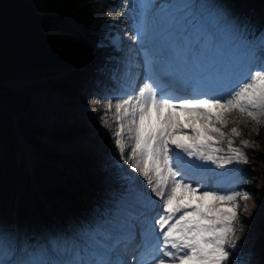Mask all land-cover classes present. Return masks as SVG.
Returning <instances> with one entry per match:
<instances>
[{"label": "snow or ice", "instance_id": "1", "mask_svg": "<svg viewBox=\"0 0 264 264\" xmlns=\"http://www.w3.org/2000/svg\"><path fill=\"white\" fill-rule=\"evenodd\" d=\"M129 6L110 9L111 19ZM131 6L139 9L134 46L113 71L121 90L89 100L93 111L105 102L101 123L147 189L125 170L123 183L110 182L76 213L62 209L85 179L88 110L64 107L71 83L62 73L10 51L0 16V264H128L129 253L134 264H264V220L245 247V232L253 234L241 214L253 215V194L207 186L225 175L247 182L226 165L247 164L244 149L255 147L235 146L239 126L257 134L264 126V0L259 11L251 0ZM229 117L237 126L225 131ZM184 193L194 202H182Z\"/></svg>", "mask_w": 264, "mask_h": 264}, {"label": "trees", "instance_id": "2", "mask_svg": "<svg viewBox=\"0 0 264 264\" xmlns=\"http://www.w3.org/2000/svg\"><path fill=\"white\" fill-rule=\"evenodd\" d=\"M111 0H0V16L7 20L10 51L22 49L34 64L48 67L62 73L70 81L71 88L65 94L63 102L79 105L90 79H97L101 68L110 64V56L117 54L105 34L114 31L117 12L110 11ZM258 8L261 0H251ZM104 41L99 45L94 38ZM92 61L88 66L78 68L79 64ZM242 136L254 142L255 147L247 153L249 162L244 174H264V138L259 127L258 134L251 131V125L239 126ZM90 131L85 129L83 135ZM241 136V137H242ZM240 138V137H239ZM79 166L85 179L74 202L66 205L62 211L76 213L95 202L110 182H118L115 174L114 159L104 160L84 155ZM264 198V195H263ZM264 209V201L262 202ZM263 218L241 215L250 232H245L247 242L258 236ZM231 251V250H230ZM259 260V253L253 257Z\"/></svg>", "mask_w": 264, "mask_h": 264}, {"label": "rangeland", "instance_id": "3", "mask_svg": "<svg viewBox=\"0 0 264 264\" xmlns=\"http://www.w3.org/2000/svg\"><path fill=\"white\" fill-rule=\"evenodd\" d=\"M135 1V0H134ZM123 2V0L118 1V6ZM129 7L126 8L121 15V22L118 19L117 20V30H115V33L111 35V37L107 38L109 41H111L115 46L119 47L122 51L121 58L119 59V64L121 60L124 58L125 53L127 52V49L129 46H134V42L132 40V36L135 32V21L138 9L136 10L135 7H132L131 5H134L133 0H129ZM136 5L137 2H136ZM114 71V70H113ZM113 71L111 69H107L104 72V82L101 83H91V86H89L88 91L85 92L83 100L80 105L75 106L72 104H69L67 102H63L64 107L72 113L78 114L80 112L81 106L86 108L88 110L89 117L91 118V125L94 126V130H92L89 134H87L85 137L87 138L88 143V152L85 155H89L91 157H97L99 159L104 160L106 157L112 158L113 156L117 159L119 164V171L122 173L126 170L128 174L131 176H134L136 180L143 185L145 189H147L146 183L143 181V178L138 175V173H135L131 170L130 166L125 162V160L120 159V153L117 150L116 153L113 152V145L114 142L112 140L111 134L109 133L108 129L101 123V115L104 111L105 102L103 99H100L98 103L96 104V108L98 111L92 110V105L90 104L89 97H91L94 94L100 93L103 95V93L106 91L105 88L107 87L106 80H113ZM98 88H103V90H97ZM121 90V89H119ZM115 114V110L113 109L112 112L109 114V122L111 123V116ZM184 113H180V117L183 116ZM155 119V113H153V120ZM229 120L231 123L224 129L225 131H229L232 126H235L234 118L229 117ZM98 130V131H95ZM103 134V135H101ZM261 135L264 138V128L261 130ZM242 147V145L240 146ZM248 148H245L246 150ZM127 151V149H126ZM215 167V165H214ZM243 164H234L232 168H239L242 169ZM218 173H225L226 169H218ZM249 179H247L246 183H238L236 182L235 177H231L228 180L224 181L222 184L217 185L213 184L212 181L207 182L208 188H219L221 192L224 191V188L226 187V184L232 180L235 181V185L230 187L238 188V189H245L250 191L253 194V199L257 202V207L252 208L251 211L253 213V217L263 218L264 216L261 215V209H262V202L264 201L263 195H264V174H252V176H248ZM215 185V187H213ZM196 185L194 184L193 187ZM202 189L197 190V194H199V191ZM229 190V189H228ZM150 195V190H149ZM184 196H186L190 201H193L190 196H188L187 193H184ZM244 202H241V205H243Z\"/></svg>", "mask_w": 264, "mask_h": 264}, {"label": "bare ground", "instance_id": "4", "mask_svg": "<svg viewBox=\"0 0 264 264\" xmlns=\"http://www.w3.org/2000/svg\"><path fill=\"white\" fill-rule=\"evenodd\" d=\"M97 105H95V107H96ZM183 121L185 122V123H187V119H186V115L184 114V118H183Z\"/></svg>", "mask_w": 264, "mask_h": 264}]
</instances>
